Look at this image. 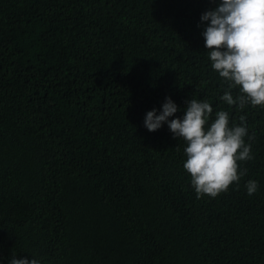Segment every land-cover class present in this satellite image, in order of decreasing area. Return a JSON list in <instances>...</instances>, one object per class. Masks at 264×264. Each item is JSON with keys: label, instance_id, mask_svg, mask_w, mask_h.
Masks as SVG:
<instances>
[{"label": "trees", "instance_id": "trees-1", "mask_svg": "<svg viewBox=\"0 0 264 264\" xmlns=\"http://www.w3.org/2000/svg\"><path fill=\"white\" fill-rule=\"evenodd\" d=\"M215 0H0V261L264 264V107H229ZM235 96L236 92L233 90ZM207 99L246 124V175L197 196L184 141L145 113ZM258 181L248 195L245 182Z\"/></svg>", "mask_w": 264, "mask_h": 264}, {"label": "clouds", "instance_id": "clouds-1", "mask_svg": "<svg viewBox=\"0 0 264 264\" xmlns=\"http://www.w3.org/2000/svg\"><path fill=\"white\" fill-rule=\"evenodd\" d=\"M200 26L210 67L227 86L218 99L239 109L264 107V0H215V6L201 14ZM178 111L171 97H165L159 110L145 113L143 125L153 132L166 124L175 139L184 141L182 167L190 176L191 187L198 197L215 198L246 175L239 162L253 158L251 144L245 140L253 138L246 116L240 115V123L234 118L230 122L227 110L220 108L213 115L207 99L194 97L185 101L183 113L177 117ZM258 186L255 179L245 182L248 195ZM31 256L17 258L13 252L8 264H42Z\"/></svg>", "mask_w": 264, "mask_h": 264}]
</instances>
